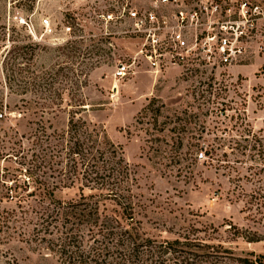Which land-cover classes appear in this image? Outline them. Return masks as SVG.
<instances>
[{
  "label": "rangeland",
  "instance_id": "374dc122",
  "mask_svg": "<svg viewBox=\"0 0 264 264\" xmlns=\"http://www.w3.org/2000/svg\"><path fill=\"white\" fill-rule=\"evenodd\" d=\"M78 1L0 0V182L17 185L25 200L10 194L0 204V264H66L40 244L36 230L44 156L38 140L67 130L71 111L122 149L137 181L135 227L155 242L152 252L180 240L195 243L197 264L231 262L227 251L264 254V241L234 238L235 227L264 236L263 215L248 203L264 201V24L247 59L210 80L183 79L176 69L155 77L144 67L117 82L113 69L127 54L123 43L113 56L87 42L55 45L42 35L44 15L61 32ZM152 101L157 115L144 113ZM79 194L72 187L56 197ZM180 254L166 253V262H184Z\"/></svg>",
  "mask_w": 264,
  "mask_h": 264
},
{
  "label": "trees",
  "instance_id": "16d2710c",
  "mask_svg": "<svg viewBox=\"0 0 264 264\" xmlns=\"http://www.w3.org/2000/svg\"><path fill=\"white\" fill-rule=\"evenodd\" d=\"M154 103L152 101L144 113L159 114L160 109H153ZM77 114L71 111L67 130L61 134L55 132L46 140L42 135L38 140L39 152L44 155L38 160L42 173L38 180L40 199L36 215V230L42 233L40 244H46V248L53 250L66 264H172L166 262L165 255L176 251H180L179 259L184 262L175 264H197L191 262L196 258L193 241H167L152 252L157 247L155 242L144 240L135 227L138 204L133 187L137 181L122 149L110 141L102 128L77 118ZM45 175L54 178V182H48ZM73 179L75 181L70 182ZM72 187L80 191L77 199L63 201L56 197L57 191ZM18 190L17 185L8 188L0 182V204L4 198L11 197L10 194L19 197L22 204L25 200L20 198ZM253 199L248 202L249 210L257 206V214L263 215L260 220L264 222V213H260L264 201L257 197ZM234 230L236 240L264 241L258 231L243 233L236 227ZM144 247L148 250L147 256L141 252ZM227 253L231 262L215 260L212 263L264 264V254Z\"/></svg>",
  "mask_w": 264,
  "mask_h": 264
},
{
  "label": "built area",
  "instance_id": "2783aa9c",
  "mask_svg": "<svg viewBox=\"0 0 264 264\" xmlns=\"http://www.w3.org/2000/svg\"><path fill=\"white\" fill-rule=\"evenodd\" d=\"M263 24L264 0H79L61 32L50 17L40 20L42 35L55 45L87 42L116 56L123 43L127 54L113 69L117 82L144 67L155 77L176 69L183 79L210 80L247 59Z\"/></svg>",
  "mask_w": 264,
  "mask_h": 264
}]
</instances>
